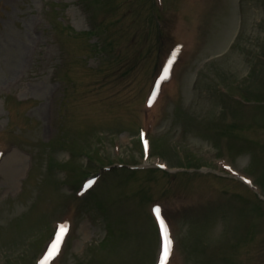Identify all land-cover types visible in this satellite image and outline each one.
Segmentation results:
<instances>
[{
    "label": "rangeland",
    "instance_id": "obj_1",
    "mask_svg": "<svg viewBox=\"0 0 264 264\" xmlns=\"http://www.w3.org/2000/svg\"><path fill=\"white\" fill-rule=\"evenodd\" d=\"M161 220L264 264V0H0V264H162Z\"/></svg>",
    "mask_w": 264,
    "mask_h": 264
},
{
    "label": "snow or ice",
    "instance_id": "obj_2",
    "mask_svg": "<svg viewBox=\"0 0 264 264\" xmlns=\"http://www.w3.org/2000/svg\"><path fill=\"white\" fill-rule=\"evenodd\" d=\"M157 215L159 216V213H160V209L159 208H156L155 209ZM161 224L163 225V221L161 220ZM164 230H165V237L166 239H168V236H167V226L164 225ZM61 239L58 240L56 242V244H54L52 246V249L51 251L48 253V259H53L56 255H58L59 253V249H60V246L61 244L63 243V235L65 234V229L62 227L61 228ZM169 243H170V239H169ZM170 254V248L168 246V244L165 245V248H164V257H165V260L167 259L168 255ZM48 259H46L44 261V264H48Z\"/></svg>",
    "mask_w": 264,
    "mask_h": 264
}]
</instances>
